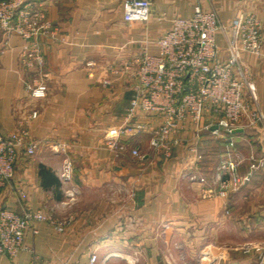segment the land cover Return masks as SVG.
<instances>
[{
    "label": "crops",
    "instance_id": "crops-1",
    "mask_svg": "<svg viewBox=\"0 0 264 264\" xmlns=\"http://www.w3.org/2000/svg\"><path fill=\"white\" fill-rule=\"evenodd\" d=\"M29 1L44 11L52 31L39 37L44 75L23 63V40L0 30V133L24 125L39 142L33 154L19 155L0 207L17 213L43 209L56 216L72 212L74 218L63 232L37 222L38 231L24 236L26 248L14 257L0 254V264H29L33 258L38 264H91L92 252L98 257L92 264H198L208 243L221 248L215 264H257L258 254L243 253L240 245L264 243V120L233 133L242 156L239 172L249 178L225 197L202 196L224 156V134L204 128L192 139L187 122L175 131L178 141L168 157L151 151L155 120L147 115L137 120L140 131L123 136L128 149L122 153L106 147L104 134L122 124L132 94V79L111 73L109 66L131 59L144 39L155 53L153 40L169 27V19L191 15L196 4H213L223 21L238 8L259 20L260 53L245 52L242 60L256 98L247 88L245 97L264 115V0H151L148 23H126L123 0ZM217 41L225 45L221 34ZM36 78L45 83L43 97L31 96L24 85ZM33 109L38 114L30 118ZM209 120L206 115L203 122ZM57 141L65 148L53 149ZM136 143L144 160L129 151ZM66 154L81 189L71 207L59 206ZM191 173L205 181L190 178Z\"/></svg>",
    "mask_w": 264,
    "mask_h": 264
},
{
    "label": "built area",
    "instance_id": "built-area-1",
    "mask_svg": "<svg viewBox=\"0 0 264 264\" xmlns=\"http://www.w3.org/2000/svg\"><path fill=\"white\" fill-rule=\"evenodd\" d=\"M152 15L151 0H123L122 17L126 23H148ZM0 30L15 33L22 40L21 58L38 76L44 75V56L39 37L52 33L50 22L43 10L34 7L29 0H0ZM221 34L225 45L217 41ZM262 34L259 20L253 15L237 9L226 21L220 18L217 8L196 4L189 16L175 15L169 19V27L153 42L157 51L152 53L149 40L144 39L135 55L128 60L109 66L111 73L126 75L132 79L131 98L124 120L116 128L105 131L104 143L115 153L128 149L123 136L142 129L137 122L140 114L155 120L151 129L149 147L154 154L168 157L178 139L176 130L187 122L192 124L197 139L204 128L215 135L224 134L225 152L216 165L209 189L202 191L203 197H225L230 191L239 189L247 180V174L239 172L242 156L235 149L233 133L244 126H254L264 120L258 107L245 97V88L255 101V87L250 72L242 60L245 52L259 54ZM24 85L31 96L46 94L42 79ZM108 84L110 80L104 79ZM37 110L29 113L37 116ZM208 115L210 120L203 122ZM216 125V127H212ZM29 129L18 125L7 133H0V194L14 176V166L19 155H31L38 146ZM192 142V141H191ZM53 149H64L65 144L55 142ZM195 150V142L189 146ZM131 154L139 160L145 154L138 143L130 147ZM253 166V165H252ZM75 165L70 155L63 157L59 179L63 185V199L59 206L71 207L81 194L74 182ZM190 178L205 181L204 176L190 174ZM228 211L227 208H225ZM74 214L61 216L51 211L26 207L17 213L8 207H0V254L14 257L26 248L24 236L28 231L37 232V222L54 225L57 231H65L72 223ZM243 253L255 251L257 264H264V243L245 242L240 245ZM221 248L215 243L206 244L201 250L198 264H215ZM90 254V263L97 260ZM29 264H38L33 258Z\"/></svg>",
    "mask_w": 264,
    "mask_h": 264
},
{
    "label": "water",
    "instance_id": "water-1",
    "mask_svg": "<svg viewBox=\"0 0 264 264\" xmlns=\"http://www.w3.org/2000/svg\"><path fill=\"white\" fill-rule=\"evenodd\" d=\"M212 127H216V125H213ZM238 129H236L235 131H237Z\"/></svg>",
    "mask_w": 264,
    "mask_h": 264
},
{
    "label": "rangeland",
    "instance_id": "rangeland-1",
    "mask_svg": "<svg viewBox=\"0 0 264 264\" xmlns=\"http://www.w3.org/2000/svg\"><path fill=\"white\" fill-rule=\"evenodd\" d=\"M74 205V204H73ZM240 250H241V248H240ZM242 251V250H241ZM184 264H189V263H184Z\"/></svg>",
    "mask_w": 264,
    "mask_h": 264
}]
</instances>
